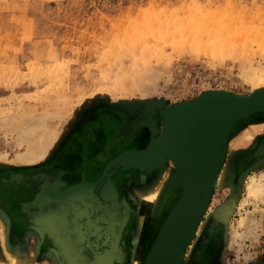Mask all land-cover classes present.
Instances as JSON below:
<instances>
[{"label": "rangeland", "instance_id": "374dc122", "mask_svg": "<svg viewBox=\"0 0 264 264\" xmlns=\"http://www.w3.org/2000/svg\"><path fill=\"white\" fill-rule=\"evenodd\" d=\"M180 24L186 29H181ZM262 35L264 0H0V263L12 264L9 252L14 249L10 242L14 240L12 229L16 221L27 219L26 212L31 207L44 209L50 190L56 183H62L60 190L76 196L66 199L63 193L49 202L60 213L51 231L56 233L69 264H145L181 196L182 191L172 187L176 166L167 158L163 166L121 170L104 180L113 184L119 206L113 209L118 220L115 222L121 225L114 235L118 224L112 222L113 228L109 224L107 242L113 241L112 234L117 242L114 240L111 247H115L106 254L98 255L95 249L98 242L90 240L94 235L96 238L102 235L98 223H109L104 220L106 202L101 197L107 165L126 152L145 150L152 139L149 126L161 127L160 113L166 107L189 103L217 90L252 96L259 87L256 81L264 79ZM237 36L241 42L235 39ZM199 39L217 50L205 49L199 45L202 42ZM149 46L152 48L147 55ZM109 52L119 58L117 55L110 58ZM156 100L164 101L165 106L161 110L160 102L152 105L148 113L152 115L155 110L157 113L150 119L144 115L145 107ZM145 120L151 124H145ZM52 137L55 139L51 140ZM50 140L52 145L44 159L32 164L21 162L20 158L33 147L48 145ZM261 153H264V113L238 122L231 134L225 168L216 177L209 205L186 248L183 264H264V196L253 198L247 193L252 177L264 184ZM167 170H171V180L166 182L157 206L148 212L139 194L154 187ZM222 173L223 182L218 185ZM93 191L100 197H94ZM82 192L84 199L76 198ZM94 201L103 204L99 203L100 209L90 205ZM119 201L124 202L127 210L122 222ZM77 208L82 211V218L77 216ZM97 210L102 213L105 210L104 215ZM144 213L147 216L144 245H138L140 216ZM203 220L204 229L197 236ZM82 221L90 226L86 232L81 228ZM35 234L39 242L40 236L44 238L40 229ZM3 236L9 240L11 250L3 246ZM86 244L93 249L92 259L86 257L90 249ZM65 246L75 251L76 256H68ZM36 263L56 264V260L43 248Z\"/></svg>", "mask_w": 264, "mask_h": 264}, {"label": "water", "instance_id": "95a60500", "mask_svg": "<svg viewBox=\"0 0 264 264\" xmlns=\"http://www.w3.org/2000/svg\"><path fill=\"white\" fill-rule=\"evenodd\" d=\"M250 97L251 96L244 97L225 92H209L189 103L179 104H192V107L186 111L184 118H180L179 120L176 119L174 121L169 119L163 121V125H165L163 133H161L159 127H156L153 124V126L150 125L149 127L152 131V139L145 150L139 152H126L107 165L103 177H105L110 171V178L118 171L130 168L151 170L153 168L160 167L166 162L167 158L172 159L176 166V171L173 173L171 181L173 188L180 189L182 191L181 196L163 224V227L148 254L149 257L147 256L145 264H159V262L164 261L166 258L165 254L168 252L169 244L172 236L174 235L173 233L178 230L180 223H182V221L188 216V220L191 219L192 221V223L190 222L191 229L190 225L188 226L191 231L190 235L182 243L180 258L177 261L174 258L168 261V264H183L186 248L194 238L200 220L205 215L211 199L212 191L216 186V177L225 163L227 156V144L231 134L235 130L238 122L247 121L250 117L256 114L264 113V92L258 93V95L253 99H250ZM158 102L162 104V106L158 109L162 110L165 106V102L162 100H156L148 103L144 113L147 117L148 114H150L148 111L151 110L152 105ZM219 102L227 105L228 107L233 105V107L231 106V110L229 108H223L220 112L214 110L208 113L210 111L209 109L212 108V105ZM156 113L157 110L152 112V115L155 116ZM207 113L209 117L208 119H213L215 116L218 117V113H220L218 117L220 120L217 123H222V130L215 136L214 140L216 160H218L216 166L214 167V171L213 167L212 170H208L209 143H207V141L210 125L207 123L205 124L204 121ZM197 150H202L201 158L198 157V154L200 153H198ZM263 154L264 153H261V155ZM147 162L150 163V165H148ZM187 169L194 172V176L192 177L194 180L186 190H183V173L187 171ZM205 174H208L209 177L208 190L205 194V199L203 198L200 200L201 204L196 207L195 211L192 208V204L197 194L198 184L203 182V179L201 178H203ZM190 208L192 209L189 211Z\"/></svg>", "mask_w": 264, "mask_h": 264}, {"label": "bare ground", "instance_id": "6f19581e", "mask_svg": "<svg viewBox=\"0 0 264 264\" xmlns=\"http://www.w3.org/2000/svg\"><path fill=\"white\" fill-rule=\"evenodd\" d=\"M197 1V0H196ZM229 2H230V0H228ZM227 2V1H226ZM225 2V3H226ZM199 4V3H198ZM197 4V5H198ZM196 5V6H197ZM192 6H194V5H192ZM231 7H232V5H231ZM217 9V8H216ZM218 10H216V12H217ZM232 11V10H231ZM196 12H198V11H196ZM208 12V11H207ZM213 12V11H212ZM220 12V11H219ZM225 12H227V11H225ZM191 14H193V12H190ZM215 14H217V13H214V17H215ZM219 14V13H218ZM190 15V14H189ZM194 15H195V13H194ZM199 15V14H198ZM236 15V14H235ZM201 16H202V14H201ZM203 16H205V14H203ZM218 16V15H217ZM219 16H220V14H219ZM257 16V15H256ZM175 17V16H174ZM179 17V16H178ZM178 17H177V19H178ZM189 17V16H188ZM192 17H193V15H192ZM196 17V16H195ZM194 17V18H195ZM209 17V16H208ZM234 17V16H233ZM236 17H237V15H236ZM244 17V16H243ZM162 18V17H161ZM186 18H187V16H186ZM221 18V17H220ZM220 18H219V20H220ZM235 18V17H234ZM179 19H180V17H179ZM193 19V18H192ZM201 19H203L202 17H201ZM205 19V18H204ZM210 19V18H209ZM236 19V18H235ZM238 19H239V17H238ZM242 19V22H243V19L244 18H241ZM159 20V19H158ZM157 20V21H158ZM169 20V19H168ZM194 20H196V19H194ZM198 20V19H197ZM207 20V19H206ZM218 20V21H219ZM224 20V19H223ZM246 20V19H245ZM163 20H161V22H162ZM179 21V20H178ZM185 21V20H184ZM189 21H192L191 19L189 20ZM222 21V20H221ZM220 21V22H221ZM230 21H232V19L230 20ZM248 21V20H247ZM164 22V21H163ZM171 22V24L173 23L172 22V20L170 21ZM169 22V23H170ZM183 22V21H182ZM188 21L186 20V23H187ZM196 22V21H195ZM216 22V21H215ZM224 22V21H223ZM238 20H237V24H236V26H238ZM212 23V22H211ZM244 23V22H243ZM182 24V23H181ZM181 24H180V28H181ZM197 24V23H196ZM199 24V23H198ZM197 24V26H199ZM212 24H215V23H212ZM216 24H217V22H216ZM224 24V23H223ZM223 24H222V27H223ZM233 23H231V25H232ZM235 24V23H234ZM188 25V24H187ZM186 25V26H187ZM192 24H190V26H191ZM201 25H204V24H201ZM167 26V25H166ZM172 26V25H171ZM233 26V25H232ZM231 26V27H232ZM188 27V26H187ZM218 27V26H217ZM220 27V26H219ZM219 27H218V29H219ZM240 27V26H239ZM169 28V27H168ZM171 28V27H170ZM190 28V27H189ZM193 27H191V29H192ZM195 28H196V26H195ZM198 28V27H197ZM200 28V27H199ZM203 28V27H202ZM211 28V27H210ZM224 28V27H223ZM236 28V27H235ZM254 28H255V25H254ZM258 27H256L255 29H257ZM163 29V31L165 32V30H164V28H162ZM181 29H186V28H181ZM214 29H217V28H214ZM218 29H217V32H218ZM220 29H222V28H220ZM230 29V28H229ZM240 30H241V28H239ZM252 29V28H251ZM254 29V30H255ZM173 30V29H172ZM200 30V29H199ZM202 30V29H201ZM211 31H212V29H210ZM225 30V29H224ZM237 30V29H236ZM239 30V31H240ZM244 30H245V27L243 28V32H244ZM146 31V30H145ZM178 31V32H177ZM177 31H174L175 32V34H176V32L177 33H179L180 31L179 30H177ZM185 31H187V30H185ZM194 31H196V30H194ZM198 31V30H197ZM237 32V33H240V32ZM251 31V30H250ZM257 31V30H256ZM261 31V30H260ZM172 32V31H171ZM171 32L169 31V33L171 34ZM207 32H209V31H207ZM215 32H216V30H215ZM222 32V31H221ZM231 32V31H230ZM255 32V31H254ZM160 33V32H159ZM163 33V32H162ZM186 33V32H185ZM194 33V35H196V33L195 32H193ZM213 33V32H212ZM219 33H220V31H219ZM248 33V32H247ZM198 34H199V32H198ZM211 34V33H210ZM214 34V33H213ZM216 34V33H215ZM221 34V33H220ZM243 34H245V33H243ZM243 34H241V35H243ZM253 34V33H252ZM255 34V33H254ZM146 35V34H145ZM159 35V34H158ZM160 35H161V33H160ZM165 35V34H164ZM190 35V34H189ZM193 35V34H192ZM222 35V34H221ZM226 35V34H225ZM224 35V36H225ZM229 35V34H228ZM232 35H234V34H232ZM261 35V34H260ZM134 36V35H133ZM148 36H151L150 34L148 35ZM157 36V35H156ZM167 36H168V34H167ZM170 36V35H169ZM168 36V37H169ZM172 36H173V34H172ZM185 36V35H184ZM202 36H203V34H202ZM202 36H200V37H202ZM223 36V37H224ZM235 36V35H234ZM245 36V35H244ZM257 36V35H256ZM259 36V35H258ZM263 37H264V35H262ZM145 37V36H144ZM143 37V38H144ZM155 37V36H154ZM153 37V38H154ZM161 37V36H160ZM163 37H165V36H163ZM171 37V36H170ZM175 37H178L177 35L175 36ZM192 37V36H191ZM205 38H206V36H204ZM216 37V36H215ZM223 37H221L222 38V40H223ZM229 37V36H228ZM228 37H226V39L228 38ZM231 37V36H230ZM247 37V36H246ZM246 37H244V38H246ZM253 37V36H252ZM117 38V37H116ZM135 38L136 37H134V39H130V41L131 40H135ZM146 38V37H145ZM144 38V39H145ZM182 38V37H181ZM193 38H196V37H192V39ZM198 38H199V36H198ZM217 38V37H216ZM232 38H233V36H232ZM239 37L237 36V37H235V39H238ZM248 38H250V37H248ZM257 38V37H256ZM259 38H260V36H259ZM146 39H148V38H146ZM145 39V40H146ZM150 39V38H149ZM157 39V38H156ZM177 39H179V37L177 38ZM189 39H190V36H189ZM201 39V38H200ZM199 39V41L201 42L202 40H200ZM230 39V38H229ZM234 39V38H233ZM253 39L255 40V37H253ZM162 40V38L160 39V41ZM181 40V39H180ZM195 40V39H194ZM193 40V41H194ZM239 40V39H238ZM246 40H247V38H246ZM261 40H262V38H261ZM118 41H120L119 39H118ZM150 41V40H149ZM173 41H175V40H173ZM172 41V42H173ZM178 41V40H177ZM183 40H181V42H182ZM204 41V40H203ZM198 42V44L199 45H201V46H204L205 47V49H211V48H213L214 49V45H208V44H206L207 42H206V40H205V42ZM218 42H219V40H217ZM226 41H229L228 39L226 40ZM231 41H233V40H231ZM240 42H241V40H239ZM248 41V40H247ZM260 41V40H259ZM258 41V42H259ZM147 42V41H146ZM162 42V41H161ZM179 42V41H178ZM184 42V41H183ZM234 42H236L235 40H234ZM124 43V42H123ZM128 44L130 43V42H127ZM132 44H134L133 42H131ZM144 43V42H143ZM149 43V42H148ZM157 43V42H156ZM166 43H169V42H166ZM171 43V42H170ZM197 43V42H196ZM205 43V45H202V44H204ZM211 43V42H210ZM209 43V44H210ZM226 43V42H225ZM237 43H238V41H237ZM236 43V44H237ZM113 44V43H112ZM126 44V43H125ZM128 44H126V45H128ZM145 44V43H144ZM147 44V43H146ZM149 44H151V43H149ZM179 44V43H178ZM213 44V43H212ZM220 44V43H219ZM229 44V43H228ZM239 44V43H238ZM243 44V43H242ZM248 44V43H247ZM111 45V44H110ZM114 45H116V44H114ZM131 45V44H130ZM152 45V44H151ZM163 45V44H162ZM161 45V46H162ZM171 45V44H170ZM226 45V44H225ZM231 45V44H230ZM229 45V46H230ZM235 45V44H234ZM258 45H259V43H258ZM112 46V45H111ZM119 46V45H118ZM118 46H116V47H118ZM121 46H123V45H121ZM129 46V45H128ZM143 45H141L140 47H142ZM148 46V45H147ZM163 46H167V45H163ZM172 46V45H171ZM175 46V45H174ZM178 46V45H177ZM220 46V45H219ZM222 46V45H221ZM232 46V45H231ZM115 47V46H114ZM133 47V46H132ZM139 47V46H138ZM209 47V48H208ZM218 46H216V48H217ZM236 47V46H235ZM239 47H241V46H239ZM248 47V46H247ZM119 48V47H118ZM152 48V46L150 47L149 46V51H145L146 53H148V52H150V49ZM172 48H174V47H172ZM201 48V47H200ZM230 48V47H229ZM243 48V47H242ZM127 49V48H126ZM129 49H130V47H129ZM133 49H135V47L133 48ZM145 49H146V47H145ZM161 49H165L164 47L163 48H161ZM203 49V48H202ZM201 49V50H202ZM221 49V48H220ZM235 49V48H234ZM141 50V49H140ZM212 50V49H211ZM215 50V49H214ZM217 50V49H216ZM215 50V51H216ZM224 50V49H223ZM227 49H225V51H226ZM241 50V49H240ZM243 50V49H242ZM171 51V50H170ZM141 52V51H140ZM246 52V51H245ZM112 53V52H111ZM128 53V52H127ZM138 53H139V51H138ZM141 53H143V51L141 52ZM158 53V52H157ZM161 53V52H160ZM163 53H165V52H163ZM257 53V52H256ZM106 54V53H105ZM134 54V53H133ZM162 54V53H161ZM244 54V53H243ZM107 56L106 57H108V54H106ZM116 56L117 54H112L111 56H110V52H109V56H110V58L112 57V56ZM122 55V54H121ZM123 55H124V53H123ZM128 55V54H127ZM137 55V54H136ZM145 55V54H144ZM147 55H149V53L147 54ZM164 55V54H163ZM163 55L162 56H159V58H162L163 57ZM167 55V54H166ZM245 55V54H244ZM120 56V55H119ZM137 56H139V55H137ZM141 56H142V54H141ZM225 56V55H224ZM104 57V56H103ZM144 57H146V55L144 56ZM148 57V56H147ZM146 57V58H147ZM102 58V57H101ZM116 58V57H115ZM117 58H119L118 57V55H117ZM127 58V57H126ZM105 59V58H104ZM107 59V58H106ZM113 59H114V57H113ZM112 59V60H113ZM149 59V58H148ZM154 59H155V57H154ZM102 61H100V62H103V59H101ZM109 61H110V59H108ZM117 60V59H116ZM147 60V59H146ZM106 61V60H105ZM104 61V62H105ZM149 61V60H148ZM137 62V61H136ZM147 62V61H146ZM151 62V61H150ZM139 63H140V61H139ZM148 63V62H147ZM99 64V63H98ZM89 66H91V65H89ZM89 68V67H88ZM102 70V69H101ZM102 74V73H101ZM263 75V74H262ZM259 76V75H258ZM136 77V76H135ZM254 78V77H253ZM256 78V77H255ZM136 79V78H135ZM138 80V79H137ZM255 81H256V79H255ZM257 82V84L259 85V87L257 88L258 90H256V92H254V91H252V92H254V94L250 97V99L252 98H254V97H256L257 95H258V93H263L264 92V79H259V81H256ZM259 82V83H258ZM254 84V83H253ZM256 86V85H255ZM255 89H256V87H255ZM102 91V90H101ZM218 91V90H217ZM216 91V92H217ZM206 92V91H205ZM219 92V91H218ZM222 92V91H221ZM207 93V92H206ZM205 93V94H206ZM203 95V94H202ZM77 97V96H76ZM80 98V97H79ZM83 98V97H82ZM78 99V98H77ZM81 99V98H80ZM92 99V98H91ZM91 101V100H90ZM90 101H88V102H90ZM82 102V99H81V101H79V103H81ZM73 104V103H72ZM174 105V104H173ZM192 104H188V105H176V106H171V107H166V108H164L163 109V111L161 112V120H162V122H161V120H160V124H161V127H160V131H161V133H163L164 132V127H165V125H163V121H165L166 119H169V120H172V121H174V120H179L180 118L182 119V118H184V116L186 115V111L187 110H189L192 106H191ZM74 106V105H73ZM161 106V105H160ZM232 107H233V105H231ZM228 107L227 105H224V104H222V103H216V104H214V105H212V108H210L209 110V112L208 113H210V112H212V111H217V112H220V110L222 111V109L224 108V109H232V107ZM146 107H147V105H146ZM145 107V108H146ZM144 112V111H143ZM149 112V111H148ZM208 113H207V115H205V118H204V121H205V124L207 123L208 125H210V130L208 131V141H207V143H209V145H208V151H209V158H208V165H209V169L208 170H212V167H213V171H214V167L216 166V163L218 162V160H216V148H215V136L219 133V132H221V130H222V123H217L220 119H218V117H219V115H220V113H218V117L217 116H215L213 119L211 118V119H208L209 117H208ZM145 115V114H144ZM150 115V116H149ZM143 116V115H142ZM148 117L150 118V117H152V115L151 114H148ZM147 117H145L144 116V119H146ZM151 119V118H150ZM158 121H159V119H158ZM144 122V121H143ZM143 122H141V124H143ZM211 124H210V123ZM214 123V124H213ZM32 124V123H31ZM145 124H151V122L149 121V123L145 120ZM213 124V125H212ZM27 125L29 126V123H27ZM28 126H26L25 125V127H28ZM32 126H33V124H32ZM31 125H30V129H32L31 127H32ZM37 126V125H36ZM25 127H23V128H25ZM25 130V129H24ZM258 130H259V128H258ZM151 131V130H150ZM209 133H210V137H209ZM152 136V135H151ZM55 137V136H54ZM57 137V136H56ZM252 137V136H251ZM55 139V138H54ZM53 139V137L51 138V140H54ZM51 140H50V142H51ZM54 143V142H53ZM52 145V142L51 143H48V145H44V146H38V145H36L35 147H33V149L32 150H30L28 153H27V155L26 156H24L23 158L21 157L20 158V160H21V162H24V163H28V164H32V163H35V162H38V161H41L42 159H44V157L47 155V153H48V149H49V147ZM148 147V146H147ZM201 151L202 150H197V152L198 153H200V154H198V157L199 158H201ZM232 154V153H231ZM3 156V155H2ZM1 156V157H2ZM4 157V156H3ZM5 162V161H4ZM148 163V162H147ZM154 164H156V163H154ZM153 164V165H154ZM227 164V163H226ZM148 165H150V163H148ZM173 165H175L174 164V162H173ZM163 166V165H162ZM222 167H224L225 168V166L223 165ZM110 171L106 174V176L103 178V181H102V183H103V189L101 190V197L103 196V198H104V202H106L105 203V206H103V208L104 207H106V217L104 216V220L106 219L107 220V222H109L108 224H110L112 227L111 228H113L114 226V224L115 223H117L118 224V222H115L116 220H115V215H116V211L114 212V210L113 209H115V207H116V205H117V197H115V195H114V187H113V184H111L110 183V181H109V183H107V181L106 182H104V180L105 179H110V177H109V175H110ZM171 170H167L165 173H164V175L161 177V180L158 182V183H156V185L154 186V187H151V188H149L148 190H147V192L145 193V194H139V197L141 198V200H143V202L145 203V206L147 207V211L148 212H150V210H152L153 208H155L156 206H157V203L159 202V200H160V198H161V195H162V192H164L163 190L165 189V185H166V182H168V181H170L171 180ZM183 182H182V186L184 187V189L183 190H186L187 188H188V186L189 185H191L192 184V182H193V180L194 179H192V177L194 176V172L192 171V170H190V169H187V171H185L184 173H183ZM241 176V175H240ZM201 179H203V182H201L200 184H198L199 186H198V188H197V194H196V196H195V200L193 201V204H192V208L196 211V207H198L200 204H201V202H200V200H202L203 198L205 199V194H206V192H207V190H208V179H209V177H208V174H205V176L203 177V178H201ZM46 181V180H45ZM54 182V181H53ZM55 182H58V181H55ZM223 182V173H222V176H220L219 177V179H218V185H221V183ZM59 184H62V183H59ZM58 183H56V185H55V187H53L50 191V193L51 194H49V197H48V199H47V201L46 202H44V209H41V212H42V217H39L40 219H38V223L40 224V225H43V226H45L46 228H47V230L49 229V230H51L53 227H55V224H56V221H58V217H59V215H60V213H56V211L52 208V206L50 205V203L49 202H51L53 199H55L59 194H62L63 195V193H64V196L66 197V199H68V198H71V199H74L75 197L74 196H76V195H72L69 191H67V190H60V188L61 187H59L60 185H59ZM85 184V183H84ZM90 185L89 183H86V185ZM82 186V185H81ZM83 187H85L84 185H83ZM49 188H51V187H49ZM87 188V187H86ZM62 189V188H61ZM58 190H60V191H58ZM85 192H87V191H85ZM85 192H82V193H79L78 194V196L76 197V198H80V199H84V195H85ZM247 193H248V196L249 197H259V196H264V184H262L261 183V181H258V180H256V178L255 177H252L251 178V180H250V182H248V184H247ZM74 194V193H73ZM117 194V193H116ZM72 196V197H71ZM102 199V198H101ZM42 200V199H41ZM41 200L39 201V202H41ZM45 201V200H44ZM124 201V200H123ZM99 203H100V201H99ZM99 203H98V201L96 202V201H94L93 203L91 202V206L94 208V207H98L99 206ZM124 203V202H123ZM85 204V203H84ZM42 205V204H41ZM100 205L102 206L103 204H101L100 203ZM85 206V205H84ZM87 206H89V205H87ZM90 206V207H91ZM118 206V205H117ZM119 207V206H118ZM99 208V207H98ZM192 208H190L189 209V211L192 209ZM76 209V208H75ZM97 209V208H96ZM100 209V208H99ZM94 210V209H93ZM86 211V210H85ZM92 211V210H91ZM105 211V210H104ZM104 211H103V213H104ZM41 212H40V214H41ZM93 212V211H92ZM96 212V211H95ZM97 212H98V210H97ZM69 213V211H67L66 213H65V215H66V217L69 215L68 214ZM118 213V212H117ZM188 213V212H187ZM88 214H90V213H88ZM95 215V214H94ZM102 215H104V214H102ZM187 215H189V214H187ZM77 216L78 217H80V216H82V211L79 209V208H77ZM85 216V215H84ZM103 217V216H102ZM146 214L144 213V214H141V216H140V228H139V234H138V237H137V244L138 245H144L143 243H142V241L144 240V235H145V233H144V229H145V225H146ZM80 218H82V217H80ZM80 218H78V219H80ZM101 218V217H100ZM188 216L182 221V223H180V225H179V227H178V230L175 232V233H173L174 235L172 236V239H171V242H170V244H169V247H168V252H166V254H165V259H164V261L163 262H159V264H168V261L170 260V259H172V258H174L176 261L180 258V255H181V249H182V243L184 242V240L190 235V229H191V223H192V221H191V219H189L188 220ZM202 218H204V217H202ZM68 219V218H67ZM77 219V218H76ZM75 218L73 219V220H76ZM87 219V218H86ZM92 219V218H91ZM103 219V218H102ZM207 219V217H205V219L204 220H206ZM93 220V219H92ZM203 220V222L201 223V227H200V231L198 232V235L197 236H199V234L202 232V230L204 229V226H205V221ZM43 221V223L44 224H41V222ZM76 221H78V220H76ZM95 221V220H94ZM118 221V220H117ZM74 222V221H73ZM96 222V221H95ZM97 222H99V221H97ZM104 222V221H103ZM112 222H115V223H113L112 224ZM191 222V223H190ZM242 222L244 223L245 222V218H243L242 219ZM99 224V223H98ZM80 225V224H79ZM109 225V226H110ZM190 225V229H189V226ZM74 227V226H73ZM90 226H88V228H89ZM92 227V226H91ZM81 228H82V226H81ZM77 229V231H79V228H76ZM90 229V228H89ZM99 229V228H98ZM101 229V228H100ZM109 229V228H108ZM4 231V230H3ZM54 231V230H53ZM100 231V230H99ZM77 233V232H76ZM92 233V232H91ZM100 233V232H99ZM111 232H109V234H110ZM112 234V233H111ZM116 234V233H115ZM114 234V235H115ZM3 235V234H2ZM79 235V234H78ZM90 235V234H89ZM91 235H93V234H91ZM95 236V235H94ZM97 236V235H96ZM98 236H100V235H98ZM98 236H97V239H98ZM102 236V235H101ZM106 236V235H105ZM108 236V235H107ZM112 236V235H111ZM117 236V235H116ZM89 237V236H88ZM3 238H4V246L6 247V249H8L9 248V250H11V248L9 247V245L7 244V240H6V238H5V236H3ZM118 238V237H117ZM111 240V239H110ZM59 242H60V239L58 240ZM76 241V240H75ZM115 241H116V239H115ZM117 242V241H116ZM180 242H181V245H180ZM81 243V242H80ZM145 243V242H144ZM107 245V244H106ZM74 247V246H73ZM111 247V246H110ZM113 247H115V246H113ZM113 247H111V248H113ZM65 248L68 250V256H71V255H73V256H76V253H75V251H73V250H69V248H68V246H65ZM95 248V247H94ZM74 249H75V247H74ZM17 250V249H16ZM76 251H77V249H75ZM82 250V249H81ZM107 250V249H106ZM112 250V249H111ZM62 251H63V249H62ZM117 251V250H116ZM120 252V251H119ZM141 252V251H140ZM10 254H9V257H10V260H11V263L12 264H37V263H35L34 262V260H32V259H29L28 257H25V258H23L22 256H21V254H20V252H9ZM107 253V252H106ZM105 253V254H106ZM6 256H7V251H6ZM97 254V253H96ZM98 255H100V254H98ZM97 255V256H98ZM106 256H108V255H106ZM106 256H103V257H106ZM98 257H100V256H98ZM97 257V258H98ZM113 257V256H112ZM115 257V256H114ZM113 257V258H114ZM117 257V256H116ZM169 257V258H168ZM97 260V259H96ZM99 260V259H98ZM102 260V259H101ZM113 260V259H112ZM102 261H104V260H102ZM98 262V261H97ZM105 262V261H104ZM112 262V261H111ZM175 262V261H174ZM100 263H101V261H100ZM139 262H137V264H138ZM0 264H8L6 261H2V263H0ZM75 264H79V263H75ZM83 264V263H82ZM96 264V263H95ZM98 264H99V262H98Z\"/></svg>", "mask_w": 264, "mask_h": 264}, {"label": "flooded vegetation", "instance_id": "af4514ba", "mask_svg": "<svg viewBox=\"0 0 264 264\" xmlns=\"http://www.w3.org/2000/svg\"><path fill=\"white\" fill-rule=\"evenodd\" d=\"M96 179V178H94ZM97 179H100L97 178ZM92 195L97 196V197H100V194L98 192H95L93 191ZM31 200V199H30ZM29 200V201H30ZM122 205V207H120V210L118 211L120 213V221L122 222L123 219H124V216H125V212L127 211L125 209V207L123 206V203L121 201H119ZM40 209H33L32 207L30 209H28L29 212H26V214H28V218L27 219H22L24 222H27L29 220H31L32 223H29V224H26V230H32L33 232H35L36 229H40L41 232H43V235H44V238L42 239L41 236H40V242H44V244L47 246L46 248V251L50 253V256L51 258L55 259L56 260V264H69L68 263V260H67V256L65 253L62 252V248L60 247V245L57 243V235L56 233H54V231L52 230H47L45 228H42L40 226V224L38 223V219H40L39 217L42 215V212L39 211ZM20 212H22L20 209H19ZM41 212V214H40ZM99 215H102V211L101 210H98L97 212ZM96 214L95 217H98L99 215ZM25 218V217H23ZM19 221V220H18ZM17 221V222H18ZM30 222V221H29ZM82 223H84V225H82V230L85 231L87 230V225L85 223V221H82ZM120 224L116 225L115 227V230L113 232V234H115V231L116 233H118L120 230L118 228V226H120ZM98 226H100L101 228V234L102 236H99L98 239L96 237H91V242L94 243L95 241L98 242V246H96V251L97 253H99L100 255H103L104 253H106L107 250H109L111 247V245L114 243V240L116 239L115 236L112 234L111 238L113 239V241H109L107 242V235H106V231L107 229L110 227L108 223L106 222H101L100 224H98ZM16 226L13 227V229H15ZM86 232V231H85ZM64 235V234H63ZM106 235V236H105ZM72 238V234H71V237ZM90 243V242H89ZM107 244V245H105ZM88 245V249L90 248L89 247V244H86ZM107 249V250H106ZM88 255L86 257H90L92 259L93 257V249L90 248L88 251H87Z\"/></svg>", "mask_w": 264, "mask_h": 264}, {"label": "crops", "instance_id": "0c3cea01", "mask_svg": "<svg viewBox=\"0 0 264 264\" xmlns=\"http://www.w3.org/2000/svg\"><path fill=\"white\" fill-rule=\"evenodd\" d=\"M29 221H27V223L23 220H19L18 222L16 221V227L15 229H12L14 240L10 242V246L14 248L12 252H20L23 258L28 257L29 259L34 260V262L36 263V258L40 257L43 248H45L46 251L47 246L44 243L38 241L35 232H33L32 230H28L27 232L25 227L27 226L26 224L32 223L31 220ZM8 241L9 240H7V244H9ZM38 243H40V245H38ZM45 258H47V256H45Z\"/></svg>", "mask_w": 264, "mask_h": 264}]
</instances>
